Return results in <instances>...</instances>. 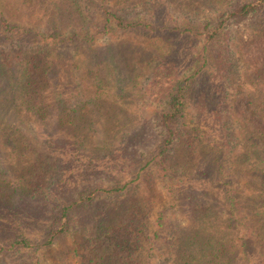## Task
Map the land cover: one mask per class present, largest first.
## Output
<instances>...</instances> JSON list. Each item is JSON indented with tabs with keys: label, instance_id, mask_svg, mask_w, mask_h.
<instances>
[{
	"label": "trees",
	"instance_id": "trees-1",
	"mask_svg": "<svg viewBox=\"0 0 264 264\" xmlns=\"http://www.w3.org/2000/svg\"><path fill=\"white\" fill-rule=\"evenodd\" d=\"M86 1L0 0V46L18 42L0 49V151L7 154L2 159L0 153V251L51 249L71 236L62 261L70 256L77 264H264V36L240 44L248 68L235 101V152L225 141L228 118L220 97L229 72L223 30L230 20L239 25L264 10V0L224 11L207 32L173 23L163 9L147 21L115 12L120 4L144 0ZM171 1L179 7L219 0ZM89 13L95 28L119 30L124 37L97 44ZM34 43L42 46L33 49ZM153 62L154 79L142 91L139 81ZM145 92L166 99L155 121L161 130L154 134L145 126L118 146V135L135 127ZM27 120L56 123L75 141L59 148L68 152L60 188L67 195L77 190L80 197L63 207L59 227L41 241L27 231L39 221L40 209L17 206L19 198L44 187L47 170L43 153L23 140L16 123ZM98 128L105 136L91 139ZM83 129L86 135L76 134ZM142 148L149 150L141 166L118 180V168L136 165ZM151 170L155 183H143L144 171ZM77 175L81 184L102 175L116 181L83 190ZM130 190L137 197L129 206L99 213L95 235L75 237V208ZM171 207L181 224L170 231L167 246L165 213Z\"/></svg>",
	"mask_w": 264,
	"mask_h": 264
},
{
	"label": "rangeland",
	"instance_id": "rangeland-1",
	"mask_svg": "<svg viewBox=\"0 0 264 264\" xmlns=\"http://www.w3.org/2000/svg\"><path fill=\"white\" fill-rule=\"evenodd\" d=\"M244 1H255V0H219L218 3H204V4H190L187 6L176 7L173 5L171 0H144L141 3L139 2H130L123 3L115 8V12L119 16H123L127 20H137L141 21L142 19L148 20L151 16H157L158 10L163 9L166 13H170L173 19V23L177 22L180 25H191L200 29L199 31L207 32L212 29L219 22L220 16L224 11H229L234 9L235 6L244 2ZM79 3L82 6H85L87 1L79 0ZM87 19L89 27L92 29V32L96 34V43L99 45H105L110 41H115L123 38L122 33H119V30H111L109 32H103L99 28H95V20L90 17ZM163 17V15H159ZM170 21V18H165V21ZM39 29V28H38ZM37 29V30H38ZM41 32L44 33V28H40ZM36 30V28H35ZM36 32V31H35ZM224 43L228 49L229 53V72L223 82V91L221 92V101L223 102V107L227 111L226 118H228L227 124L224 126V135L227 148L230 152H235L238 150L240 143V125L238 115L236 113L235 101L238 99V91L240 89V84L243 81V75H246L247 63L244 62V58L240 53V44L242 40L247 38H256L258 36H264V10H261L257 14H253L252 17L241 23L235 24L231 20L227 23V27L223 30ZM33 39V36H29L28 39ZM252 38V39H253ZM144 39V38H142ZM11 43V44H10ZM202 43V42H201ZM200 43V45H201ZM18 45V42L14 43L8 41L7 43L0 46V49L9 50ZM42 44H33V49H39ZM74 51V50H72ZM156 62H153L148 66L147 72L140 79L139 85L142 91H146L148 86L152 83L155 76V66ZM159 98L157 94L152 92H145L141 102L137 108V123L132 129L123 131L118 135L119 143L118 146H125L126 142L130 137L138 130L145 126L150 127L151 131H154L156 134L161 130V127L158 126L157 122V113L159 109L165 107L166 99ZM55 118H52V122ZM18 127L23 132V140L29 142L37 151H39L42 156L40 157L41 166L44 169H47L44 177V187L40 190L31 191L28 194L24 195L22 198H19L17 206L22 205H31L34 209H40L36 218L39 219L38 222H35L31 229L27 230L28 235L31 239L36 241H41V237L45 236L47 233L54 231L55 228L59 227L60 217L62 216L63 207L73 199H78L80 195L78 192L70 191L67 195L66 192L62 191L60 188V177L61 172L64 169L66 162L63 158L64 155H67L68 152H59L60 146L66 144H72L75 141L71 139L70 135L65 134L62 131L61 127H58L56 123L46 124L39 121L27 120L23 122H16ZM100 127V126H98ZM89 136L94 138H100L105 136L103 132L98 128L96 132L91 131ZM77 135L82 136L86 135V129L76 132ZM161 134H157L160 137ZM87 137V136H86ZM90 139V138H89ZM150 148V147H149ZM149 148H142V154H137L134 161L137 162L136 165L129 168L126 164L118 168L120 170V179L127 178L133 171L134 168L138 169L141 166V162L146 159ZM1 154L2 151H0ZM0 154V156H2ZM6 152H4L2 159L6 158ZM1 159V161H3ZM62 159V160H61ZM127 166V167H126ZM4 167L8 168L12 174V165L6 161ZM125 168H129L126 169ZM40 170L39 172H41ZM155 173V171H153ZM80 180V186L83 190L91 185L94 187L96 183H103L104 185H109L111 182L116 181L102 175L100 178L93 176V182L81 184V176L77 175ZM154 182L155 175L151 172L144 171L142 182ZM151 194V192H148ZM69 197V198H68ZM137 197V194L134 190H130L127 193L119 195H103L97 196L94 198V201L87 202L86 206L81 204L82 209L75 208L71 214V230L75 231V237H80L82 234L86 236L95 235L97 227L95 224L99 223L95 218L99 213H104L105 211H120L124 207H127L131 204L133 198ZM146 200V199H144ZM201 203V202H200ZM148 204L143 206L144 215L147 216ZM178 212L173 210V208H168L167 213H165V223L166 227L169 228L168 231H165V243L167 246H170V231L173 230V227H177L181 224V219L178 216ZM27 217V215H26ZM73 225V226H72ZM80 226V227H79ZM71 236L68 237L67 241L71 242ZM67 241L60 240L51 248L47 249L43 247L39 250H22V251H0V264H77V258L72 259L70 256L66 260L62 261L64 256L63 251L67 245ZM167 242H169L167 244ZM3 238L0 237V249L3 245ZM163 245V246H166ZM154 258H156V253H152Z\"/></svg>",
	"mask_w": 264,
	"mask_h": 264
}]
</instances>
